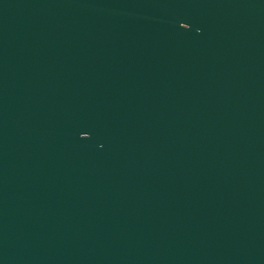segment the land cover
Wrapping results in <instances>:
<instances>
[{
  "label": "water",
  "instance_id": "obj_1",
  "mask_svg": "<svg viewBox=\"0 0 264 264\" xmlns=\"http://www.w3.org/2000/svg\"><path fill=\"white\" fill-rule=\"evenodd\" d=\"M0 264H264V0H0Z\"/></svg>",
  "mask_w": 264,
  "mask_h": 264
},
{
  "label": "snow or ice",
  "instance_id": "obj_2",
  "mask_svg": "<svg viewBox=\"0 0 264 264\" xmlns=\"http://www.w3.org/2000/svg\"><path fill=\"white\" fill-rule=\"evenodd\" d=\"M189 25H191V24H189V23L187 22V23H184V24L181 25V26H182L183 28L187 29V28H189ZM84 133H87V135L84 136V137H89V136H91V133H90V132L85 131Z\"/></svg>",
  "mask_w": 264,
  "mask_h": 264
}]
</instances>
